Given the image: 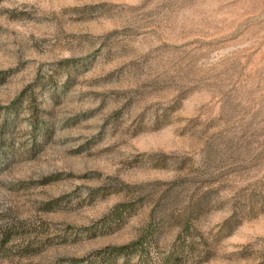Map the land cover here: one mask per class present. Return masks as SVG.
<instances>
[{
	"label": "rangeland",
	"instance_id": "rangeland-1",
	"mask_svg": "<svg viewBox=\"0 0 264 264\" xmlns=\"http://www.w3.org/2000/svg\"><path fill=\"white\" fill-rule=\"evenodd\" d=\"M0 264H264V0H0Z\"/></svg>",
	"mask_w": 264,
	"mask_h": 264
},
{
	"label": "trees",
	"instance_id": "trees-1",
	"mask_svg": "<svg viewBox=\"0 0 264 264\" xmlns=\"http://www.w3.org/2000/svg\"><path fill=\"white\" fill-rule=\"evenodd\" d=\"M203 208V206L198 205L197 212L198 213L201 209ZM121 209H117L115 216L120 218L121 217ZM141 244V242H136V243H132L128 246H123V247H118V248H113V252H112V257H116V258H129L131 256H134V254L136 253L137 248L139 247V245Z\"/></svg>",
	"mask_w": 264,
	"mask_h": 264
}]
</instances>
